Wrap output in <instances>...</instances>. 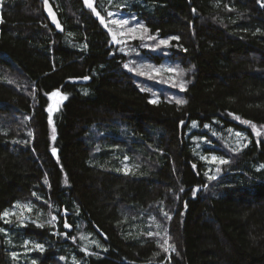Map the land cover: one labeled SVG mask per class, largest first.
<instances>
[{
	"label": "trees",
	"instance_id": "16d2710c",
	"mask_svg": "<svg viewBox=\"0 0 264 264\" xmlns=\"http://www.w3.org/2000/svg\"><path fill=\"white\" fill-rule=\"evenodd\" d=\"M116 11L168 44L116 52ZM262 166L264 0H0V264H264Z\"/></svg>",
	"mask_w": 264,
	"mask_h": 264
},
{
	"label": "rangeland",
	"instance_id": "374dc122",
	"mask_svg": "<svg viewBox=\"0 0 264 264\" xmlns=\"http://www.w3.org/2000/svg\"><path fill=\"white\" fill-rule=\"evenodd\" d=\"M121 8H123L124 6L120 5ZM110 23H112L114 25V27L116 29H112L113 32V37H112V42L115 43L116 45V52H128V53H133V54H137L139 53L138 49L140 48L141 44H143L142 46L149 49V50H154L156 51V49H153V44L157 45L159 42L155 41V37L149 35L148 31H145V29L142 26L136 27V26H132V24L130 23V19L124 15V13L116 11V12H111L110 13ZM112 21H118V23H113ZM124 21H126V23H124ZM152 37H154V39H152ZM121 42H125V44L123 46L120 45ZM168 68H170L169 65H167L164 69L166 71V73H170L171 71L168 70ZM53 100V104H52V108H51V113H54L57 109L60 103L64 102L66 100V97L64 94L61 93H56V95H53L52 97ZM52 115V114H51ZM53 120V117H51V121ZM52 123V122H51ZM240 134V133H239ZM110 135V134H109ZM236 137L229 140L231 145L234 148H241L242 146H244L246 144V137L245 135L243 136V134L237 135L234 134ZM111 136V135H110ZM200 151V150H199ZM201 152V151H200ZM209 154H205L203 156V159L207 162V168L209 171H213L215 170L217 163L219 160H212V155L208 156ZM122 166L123 169H125L126 172H129L132 170V163L130 164L131 158L130 156H125L122 158ZM110 168L112 166H109ZM214 175V173H213ZM16 211H20L21 215H25L24 217H26V219H24V224L27 223H33L36 222L33 219H30V213L32 212V207L30 205H26L24 207L22 206H16L15 208ZM14 213V212H12ZM12 215V214H11ZM58 222L59 220L57 218L53 219V223L56 225V227H58ZM167 223V219H161V225L160 227V232L165 233V226ZM68 228L71 230V226H68ZM67 237L66 233H63L62 238ZM78 238V237H77ZM80 240H82V244H79V246L83 249L85 252L89 253V249L91 248H97V249H103L105 248L103 245V241L100 237H96L93 234H84L80 237ZM30 241H26L25 242V250H24V255L28 254V253H34L36 252V248H32L30 247L28 244ZM74 244L78 245L77 241L74 242ZM33 247H35V243L32 242L31 244ZM30 247V248H29ZM45 252V251H44ZM27 258V257H26ZM56 258L57 261L56 263H52L50 261L47 262V260L45 258H41L42 260H40V262L42 261L41 264H45L47 262V264H68L69 262H71L70 259H68V257H66L63 254H56ZM25 260V259H24ZM73 263H77L76 260L74 259ZM28 264H38L35 260H33V258H30L28 260Z\"/></svg>",
	"mask_w": 264,
	"mask_h": 264
},
{
	"label": "snow or ice",
	"instance_id": "6c2138e0",
	"mask_svg": "<svg viewBox=\"0 0 264 264\" xmlns=\"http://www.w3.org/2000/svg\"><path fill=\"white\" fill-rule=\"evenodd\" d=\"M85 2L87 3V0H85ZM101 22H103V20H102ZM112 22H113V23H118V21H112ZM124 23H126V21H124ZM145 31H147V29H145ZM152 39H154V37H152ZM176 39H178V37H176ZM159 44L167 45V44H168V40H164V39H162V40L159 41ZM158 46H159V45H156V47H158ZM166 54H167V53H165V55H166ZM128 67H129V66L126 64V65H125V68H128ZM129 70H132V69H129ZM168 70H169V71H172L171 68H168ZM155 71H159V69H155ZM140 74L143 75L144 73L141 72ZM179 74H180V76H183V75H184V71L181 69ZM84 79H87V77H85ZM180 87L183 88V84H181ZM52 95H56V93H52ZM185 102H186V101H183V100H177V101H176V103H178V104L185 103ZM49 121L51 122V117H49ZM243 122L246 123V124L251 123V122H249V121H243ZM193 126H195V124H194ZM205 127H207V125H206ZM253 127H255V125H253ZM237 135H240V134L237 133ZM53 139H55V137H53ZM55 151H56V150L53 149V153H55ZM216 159H217V158H216L215 156L212 157V160H213V161H215ZM219 162H220V163H227V161H225V160H220ZM262 167H264V166H262ZM213 178H214V177H209V179H213ZM45 183H47V181H45ZM4 215L6 216V215H8V213L5 212ZM165 215H167V213H165ZM169 218H170V217H169ZM53 219H55V217H53ZM65 227H68V225L65 224ZM165 243H167V241H165ZM36 247H41V245L37 244Z\"/></svg>",
	"mask_w": 264,
	"mask_h": 264
},
{
	"label": "bare ground",
	"instance_id": "6f19581e",
	"mask_svg": "<svg viewBox=\"0 0 264 264\" xmlns=\"http://www.w3.org/2000/svg\"><path fill=\"white\" fill-rule=\"evenodd\" d=\"M53 72H54V71H53ZM68 83H69V82H68ZM71 86H72V85H71ZM65 89H66V88H65ZM111 121H112V120H111ZM120 122H121V121H120ZM115 123H116V122H115ZM118 123H119V120H118ZM109 124H110V123H109ZM109 124H107V125H109ZM124 124H125V123H124ZM107 125H106V126H107ZM111 125H112V124H111ZM109 126H110V125H109ZM118 126H120V125H118ZM118 126H117V127H118ZM121 126H122V124H121ZM114 127H115V125H114ZM123 127L125 128V126H123ZM126 127H127V126H126ZM109 128H110V127H109ZM244 128H245V126H244ZM110 129H111V128H110ZM110 129H109V130H110ZM113 129H114V128H113ZM93 130H95V129H93ZM115 130H116V129H115ZM115 130H114V131H115ZM123 130H124V129H123ZM118 131H119V128H118ZM118 131L116 130V132H118ZM125 131H126V130H125ZM128 131H129V130H128ZM121 132H122V130H121ZM121 132H120V134H121ZM247 132H249V131H247ZM92 133H93V132H92ZM101 133H102V132H101ZM112 133H113V132H112ZM123 133H124V131H123ZM94 134H97V133L95 132ZM125 134H127V132H125ZM249 134H250V132H249ZM98 135H100V134H98ZM115 135H116V134H115ZM86 136H87V135H86ZM88 136H89V135H88ZM124 136H125L124 138H126V135H124ZM99 137H100V136H99ZM118 137H120V136H118ZM114 138H115V137H114ZM120 138H121V137H120ZM99 139H100V138H99ZM122 139H123V138H122ZM117 140H119V139L117 138ZM119 141H120V140H119ZM86 142H87V141H86ZM95 142H96V141H95ZM124 142H125V141H124ZM87 143H88V142H87ZM126 143H127V142H126ZM85 144H86V143H85ZM115 144H116V143H115ZM117 144H118V143H117ZM119 144H121V143H119ZM119 144H118V146H119ZM124 144H125V143H124ZM122 145H123V144H121V146H122ZM127 145H128V144H127ZM87 146H88V144H87ZM94 146H95V145H94ZM118 146H116V147H118ZM140 146H141V145H140ZM140 146H139V147H140ZM154 146H156V145H154ZM116 147H115V148H116ZM129 147H130V146H129ZM131 147H132V146H131ZM137 147H138V146H137ZM137 147H136V148H137ZM95 148H96V147H95ZM133 148H134V147H133ZM140 148H141V147H140ZM119 149H120V148H119ZM124 149H125V148H124ZM148 149H149V148H148ZM155 149H157V148L155 147ZM94 150H96V149H94ZM108 150H109V148H108ZM108 150H106V151L108 152ZM122 150H123V149H122ZM126 150H127V148H126ZM131 150H132V149H131ZM113 151H114V150H113ZM123 151H124V150H123ZM127 151H129V149H128ZM146 151H147V150H146ZM146 151H145V152H146ZM93 152H94V151H93ZM143 152H144V150H142V153H143ZM145 152H144V153H145ZM97 153H98V152H97ZM97 153H96V155H97ZM99 153H100V155H101V152H99ZM115 153H116V151H115ZM121 153H122V152H121ZM124 153H125V151H124ZM137 153H138V150H137ZM153 153L156 154L155 152H153ZM111 154L114 155V153H111ZM111 154H110V155H111ZM147 154H148V153H147ZM150 154H151V153H150ZM154 154H153V155H154ZM104 155H105V154H104ZM107 155L109 156V154L106 153V156H107ZM133 155H134V154H133ZM139 155H141V153H139ZM106 156H105V157H106ZM115 156H116V155H115ZM115 156H113V157H115ZM118 156H119V155H118ZM124 156H125V155H124ZM154 156H155V155H154ZM109 157H110V156H109ZM111 157H112V155H111ZM116 157H117V156H116ZM151 157H152V156H151ZM90 158H91V157H90ZM100 158H101V157H100ZM118 158H119V157H118ZM235 158H236V155H235ZM115 159H117V158H115ZM131 159H132V158H131ZM138 159H139V156H138ZM236 159H239V157L236 158ZM236 159L233 158V162H231L233 165H234V163H236V161H237ZM91 160H92V159H91ZM104 160H105V159H104ZM112 160H113V159H112ZM235 160H236V161H235ZM239 160H240V159H239ZM89 161H90V160H89ZM234 161H235V162H234ZM243 161H244V160H242V162H243ZM237 162L239 163V161H237ZM242 162H241V163H242ZM156 163H157V165H158V162H156ZM229 163H230V162H228V166H229ZM241 163H239V165H238V167L240 166V168H241ZM109 164H110V163H109ZM109 164H107L108 167H109ZM115 165H117V163H116ZM118 165H119V164H118ZM233 165H232V166H233ZM235 165H236V164H235ZM230 166H231V164H230ZM233 167H234V166H233ZM233 167H232V168H233ZM235 167H236V166H235ZM235 167H234V168H235ZM234 168H233V169H234ZM240 168H239V170H240ZM237 170H238V169H237ZM200 180H201V179H200ZM204 181H205V180H204ZM45 186H46V185H45ZM184 187H185V186H184ZM191 189H192V188H191ZM41 191H42V190H41ZM67 202H68V201H67ZM68 203H69V202H68ZM68 203H67V204H68ZM70 204H71V202H70ZM72 204H73V203H72ZM73 213H74V212H73ZM82 217H83V216H82ZM80 219H81V217H80ZM82 219H83V218H82ZM134 221H135V220H134ZM127 222H128V221H127ZM130 223H131V222H130ZM123 226H125V224H123ZM129 227H131L130 224H129ZM74 228H75V226H74ZM55 229H56V228H55ZM55 229H54V230H55ZM128 229H129V228H128ZM131 229H132V228H131ZM90 232H91V231H90ZM70 233H71V232H70ZM74 234H75V233H74ZM72 235H73V234H72ZM70 236H71V235H70Z\"/></svg>",
	"mask_w": 264,
	"mask_h": 264
},
{
	"label": "water",
	"instance_id": "95a60500",
	"mask_svg": "<svg viewBox=\"0 0 264 264\" xmlns=\"http://www.w3.org/2000/svg\"><path fill=\"white\" fill-rule=\"evenodd\" d=\"M43 10H44V14L47 17L48 21L50 22L51 26L57 32H61L63 30L62 21H61L57 11L55 10V8L53 7V5L51 4L50 1H46L44 3Z\"/></svg>",
	"mask_w": 264,
	"mask_h": 264
}]
</instances>
